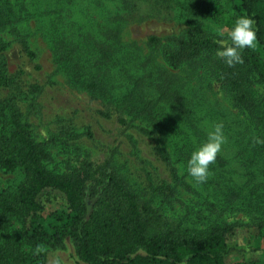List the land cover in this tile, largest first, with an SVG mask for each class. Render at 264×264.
<instances>
[{
	"label": "rangeland",
	"instance_id": "rangeland-1",
	"mask_svg": "<svg viewBox=\"0 0 264 264\" xmlns=\"http://www.w3.org/2000/svg\"><path fill=\"white\" fill-rule=\"evenodd\" d=\"M8 1L17 11V19L15 26L8 25L0 30V56H6L10 73L16 75L29 93L22 111L36 138L39 141L53 138L56 143L62 138L58 146L55 147L53 141L49 146L60 169L65 165L63 161L76 160L78 154L82 155L80 159L99 166L110 162L141 203L157 210L160 224L166 230H204L222 222L256 223V213L245 210L246 205L242 207L239 202L233 212L226 208L230 187L233 190L248 186L251 179L259 183L263 177L259 171L260 160L247 168L244 161L237 159L241 148L255 145L257 135L221 83L216 50L177 68L171 67L163 56L166 49H174L173 39L187 37L196 29L215 42L226 39L234 20L241 16L240 0L218 1L216 14L207 20L185 16L175 6L176 2L183 3L184 0H133L137 8L132 11L122 9L120 0ZM56 25L66 42L74 41L79 45L80 56L87 65L103 58L101 49L95 48L96 44H102V49L114 50L115 58L107 60L105 65L110 72L102 76L104 91L93 92L86 83L74 80L69 70L59 63L60 57L50 38L56 33ZM12 27H16L29 43L35 55L33 59L22 51ZM110 30L116 31L115 37L109 35ZM150 37L157 38L159 44L150 45ZM146 74H153L146 91L149 99L159 97L150 86L159 81L158 77L162 76V81L166 76L174 78L179 84V95L192 111L195 127L178 121V126L156 130L154 126L129 118L115 109L112 101L128 92L134 76ZM256 91L264 96L263 85L257 84ZM162 113L171 115L175 121L178 119L168 107L162 109ZM215 123L224 125L226 142L218 155L226 165L221 168L216 162L210 165L207 181L197 184L188 176L186 163L192 150L206 140L207 131ZM146 127L154 133L147 135L140 131ZM62 129L64 135L60 133ZM197 129L202 136L198 135ZM71 130H74L73 134ZM66 137H72L74 141L64 149L61 144L66 143ZM157 146H162L171 156L178 172L176 180L172 179L170 166L155 154ZM158 181L171 182L175 187L173 192L167 197L153 195L150 186ZM42 202L41 222L51 212L69 208L64 195L58 191L45 193ZM256 233L253 228L243 229L231 240V245L240 250L232 253V261L254 257L245 252L250 245L264 249V239L256 238ZM47 264L82 263L73 244L67 242L65 248L50 251Z\"/></svg>",
	"mask_w": 264,
	"mask_h": 264
},
{
	"label": "trees",
	"instance_id": "trees-1",
	"mask_svg": "<svg viewBox=\"0 0 264 264\" xmlns=\"http://www.w3.org/2000/svg\"><path fill=\"white\" fill-rule=\"evenodd\" d=\"M218 1L184 0L183 3L176 2L175 6L187 17L207 20L216 14ZM11 5L8 0H0V30L16 24L17 11ZM120 5L127 11L137 8L133 0H120ZM240 10L241 15L254 21L255 47L241 53L243 63L229 67L220 60L217 69L224 88L233 96L257 135L255 145L241 148L237 159L244 161L247 168L260 160L263 181L257 183L251 179L248 186L233 190L230 187L225 203L230 212L238 208L239 202L242 207L246 205L245 210L256 213V223L222 222L204 230H166L160 224L157 210L141 203L110 162L99 166L80 159L82 155L78 154L76 160L68 158L63 161L65 165L60 169L49 148L51 141L56 143L55 139L39 141L31 124L24 120L22 104L28 100L29 93L16 75L10 73L3 54L0 56V92L6 94L0 96V264H47L50 251L65 248L67 242L73 244L82 264L263 263L264 249L252 245L245 252L254 257L231 260L232 253L240 252L231 245L240 230L256 229V238L264 239V96L256 91L257 84L264 87V0H240ZM58 26L50 38L56 55L60 57L59 63L69 70L74 80L86 83L93 92L104 91L102 76L110 72L105 65L107 60L115 58L114 50L102 49V44H96L95 48L101 49L103 58L87 65L80 56L79 45L74 41L66 42L62 31H57ZM112 31L109 35L115 37L116 31ZM12 32L24 54L33 59L34 52L23 35L16 27H12ZM159 42L155 37L149 39L150 45ZM173 42L174 49L168 48L163 53L173 68L196 61L218 47L200 29L187 37L175 38ZM152 76H134L128 92L112 101L115 109L129 118L154 126L156 130L178 126V121L195 127L192 111L179 95V84L174 78L166 76L162 81V76L158 77L159 81L150 86L159 97L149 99L146 91ZM166 107L178 116L176 121L171 115L162 113ZM140 131L147 135L154 133L147 127ZM61 132L63 134V129ZM71 132L73 134L74 130ZM197 132L202 136L200 130ZM71 138H64L66 143L61 144L62 148L65 149V145L70 147L74 141ZM155 154L170 166L172 179L176 180L178 172L169 153L157 146ZM215 162L219 168L226 165L220 155ZM174 188L169 181H158L150 186L153 195L160 197H167ZM49 191L62 193L69 208L51 212L41 222L42 197Z\"/></svg>",
	"mask_w": 264,
	"mask_h": 264
},
{
	"label": "clouds",
	"instance_id": "clouds-1",
	"mask_svg": "<svg viewBox=\"0 0 264 264\" xmlns=\"http://www.w3.org/2000/svg\"><path fill=\"white\" fill-rule=\"evenodd\" d=\"M226 39L216 41L218 47L215 56L229 67L243 63L241 53L245 49L255 47L256 33L254 21L244 15L238 16L228 30ZM224 125L215 123L207 131L206 140L195 147L186 163V172L197 184L207 181L210 165L214 164L217 155L222 151L226 142Z\"/></svg>",
	"mask_w": 264,
	"mask_h": 264
}]
</instances>
